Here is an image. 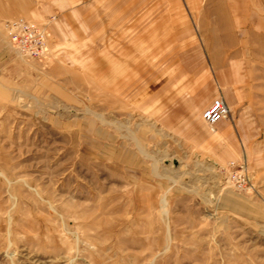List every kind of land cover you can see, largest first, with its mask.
<instances>
[{
    "label": "rangeland",
    "instance_id": "obj_1",
    "mask_svg": "<svg viewBox=\"0 0 264 264\" xmlns=\"http://www.w3.org/2000/svg\"><path fill=\"white\" fill-rule=\"evenodd\" d=\"M115 3L0 0V264H264V0ZM142 12L193 36L179 42L230 109L210 142L98 87L93 46L135 45ZM14 18L47 25L48 59L12 47ZM53 43L78 56L51 58Z\"/></svg>",
    "mask_w": 264,
    "mask_h": 264
},
{
    "label": "crops",
    "instance_id": "obj_2",
    "mask_svg": "<svg viewBox=\"0 0 264 264\" xmlns=\"http://www.w3.org/2000/svg\"><path fill=\"white\" fill-rule=\"evenodd\" d=\"M116 1L109 0L110 10L114 9ZM218 7L227 9L230 4H218ZM127 12L129 14V11L123 9L121 13L127 17ZM147 13L142 12L136 16L141 20V31L140 37L135 39L138 41L135 45L132 35L121 33L116 38L119 41L117 48H102L101 43L93 46L92 67L98 77V87L112 88L115 98L120 101L135 96L142 111L146 109L153 116L152 119L157 120L173 136L194 140L200 145L208 139L210 142L212 136L207 133L209 126L200 114L213 96L211 76L204 65L194 63L192 58L198 53L194 43L179 42L191 41L193 36L188 29H178V23L173 18L162 28L161 20L146 21L144 18ZM229 14L228 11H222L217 17L221 23H225L229 20ZM59 54L65 57L68 55L71 61L74 56H78L72 52H59L56 43H53L51 58ZM217 54L218 51L212 54L215 66L220 62V59L215 58ZM72 80L73 77L68 81ZM219 122L213 130L209 129L214 131ZM231 139L235 147L236 140L234 137ZM226 198V203L231 201V205H236L232 198Z\"/></svg>",
    "mask_w": 264,
    "mask_h": 264
},
{
    "label": "built area",
    "instance_id": "obj_3",
    "mask_svg": "<svg viewBox=\"0 0 264 264\" xmlns=\"http://www.w3.org/2000/svg\"><path fill=\"white\" fill-rule=\"evenodd\" d=\"M5 30L12 47L24 58L45 61L50 56L51 33L44 23H35L23 18H14L4 23ZM202 119L211 130L217 122L230 117V109L226 101L214 97L202 111ZM241 169L233 172L232 179L238 185L245 183V175Z\"/></svg>",
    "mask_w": 264,
    "mask_h": 264
}]
</instances>
